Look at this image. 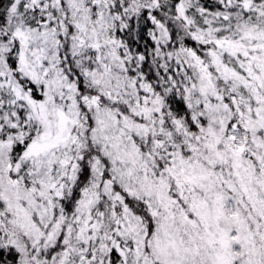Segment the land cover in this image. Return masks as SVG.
<instances>
[{
	"label": "snow or ice",
	"instance_id": "6c2138e0",
	"mask_svg": "<svg viewBox=\"0 0 264 264\" xmlns=\"http://www.w3.org/2000/svg\"><path fill=\"white\" fill-rule=\"evenodd\" d=\"M0 264H264V0H0Z\"/></svg>",
	"mask_w": 264,
	"mask_h": 264
}]
</instances>
